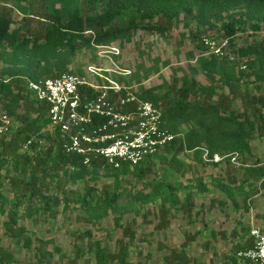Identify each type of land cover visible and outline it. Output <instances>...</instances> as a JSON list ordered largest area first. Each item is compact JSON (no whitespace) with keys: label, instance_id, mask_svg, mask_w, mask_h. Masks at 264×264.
Instances as JSON below:
<instances>
[{"label":"trees","instance_id":"16d2710c","mask_svg":"<svg viewBox=\"0 0 264 264\" xmlns=\"http://www.w3.org/2000/svg\"><path fill=\"white\" fill-rule=\"evenodd\" d=\"M240 7L261 9L264 8V0H0V60L10 62L9 67L0 72V107L18 123L9 139L0 136V214L8 217L4 224L6 232L29 247L26 230L17 222L21 201L27 196L39 197L45 209L54 216L56 212L52 203L57 202V198L43 194V190L56 179L57 173L63 171L64 180L74 184L88 172L94 174L102 168L101 161L94 159L88 167L79 156L64 152L59 131L48 130L47 104L32 96L27 88L29 80L38 81L42 76L52 78L69 71L66 66L77 51L92 49L94 45H108L116 39H129L134 30L165 35L173 22L182 21L184 27H188L190 21L205 22ZM14 10L22 14L24 22L12 28ZM33 19L41 24L39 29L29 26V20ZM241 25V20L231 16L221 26L223 36L229 39L228 52L232 58L229 55L203 54L194 57L196 67L209 83L201 84L183 74L180 86L174 78L164 90L159 87L136 90L140 99L152 102L161 110L164 128L176 137L159 153L134 166L133 170L147 173L155 159L173 164L184 152H190L193 158L202 161V148L208 150L209 156L238 152L243 160L244 155H251V138L256 132L264 134V41H252L236 47L234 37L242 30ZM253 30H258V26L254 25ZM204 32L197 30L193 33V38L197 39L196 49L200 52L204 50L200 41ZM244 58L245 61L241 62ZM17 63H24L28 68L21 70ZM241 65L245 68L240 69ZM236 68H239V74H236ZM246 68L248 72H245ZM73 72L82 74L80 69ZM136 76L133 73L129 77L135 79ZM245 77H252V80L245 84V89H241V81ZM116 79L126 80L125 76ZM235 99L241 100V111L234 109ZM27 141L30 143L24 148ZM27 148L29 150H23ZM7 166L15 175L9 174ZM103 169L114 172L117 177L131 168L123 165L117 170L107 166ZM3 180H8L15 196L8 209ZM259 180L264 186V165L259 160L242 166L240 184ZM221 183L218 180L216 185L227 189ZM148 186L151 187V201L159 199L158 217L163 216L155 225L157 229L169 225L165 218L170 214L169 207L187 215L191 213L193 205L189 193L184 196V201L178 199L176 191L182 188L181 184L173 186L159 179L148 181ZM196 188L200 193L208 191L201 179ZM89 191L91 193V188L80 197V201L93 211L90 217L99 220L113 208L119 194L114 192L100 199L98 206ZM250 244H237L236 249ZM120 248L116 254L99 251L96 255L101 260L106 256V262L101 264H114L110 262L116 258L115 264H123L127 247ZM185 248L184 245L180 251L171 250L169 264H194L185 255ZM51 255L48 251L41 252L40 258L29 264H42V259ZM14 263L13 255L0 246V264ZM216 264L240 262L231 256Z\"/></svg>","mask_w":264,"mask_h":264},{"label":"rangeland","instance_id":"374dc122","mask_svg":"<svg viewBox=\"0 0 264 264\" xmlns=\"http://www.w3.org/2000/svg\"><path fill=\"white\" fill-rule=\"evenodd\" d=\"M231 16L242 21V30L234 37L236 47L252 41H264V8L240 7L222 12L219 18L211 17L205 22L190 21L188 27H184L182 21L173 22L165 35L137 29L132 31L129 39H116L108 45H94L92 49L83 48L74 54L66 70L73 72L80 69L81 75L87 76L86 68L92 64L101 68L102 74L120 79L123 76L113 71L117 68L101 56L107 53L102 52L105 46H115L120 55L113 58V62L118 68L128 69L131 74L137 75L135 79H130V74L125 76L126 80L119 81L132 90L154 87L164 90L174 78L180 86L183 74L207 84L208 79L196 67L194 60L203 52L196 49L197 39L193 38V33L205 30L204 35L224 37L221 26ZM12 17V28L24 22L17 10L13 11ZM28 24L38 29L41 25L34 19ZM254 25L258 26V30H253ZM9 65L10 62L1 59L0 72ZM17 65L21 70L28 68L26 64L24 67V63ZM238 70L236 68V74ZM245 72H248L247 68ZM44 78L49 77H41ZM251 80L252 77L242 79L241 89H245V84ZM217 86L219 89V83ZM223 92L226 93L225 90ZM233 107L241 111V100L235 99ZM8 118V128L3 135L6 140L18 125L15 119L9 115ZM250 147L251 155H244L239 162L251 165L257 159L264 165V134L256 132ZM153 162L149 172L144 174L138 169H130L115 177L114 172L101 169L94 174L88 172L79 183L74 184L64 180L63 171L58 172L56 179L43 190V194L57 198V202L52 203L56 214L50 215L39 197H25L17 210V222L18 226L25 228L30 246L26 247L23 241L17 242L6 232V214H0V246L13 255L14 264L35 263L44 251L52 255L44 257L42 264H101L107 258L105 255L103 260L98 258L96 254L99 251L116 254L122 250L121 246L127 247L123 264H169L170 251H180L184 245L185 255L194 264H216L235 256L237 244L242 246L252 242L249 235L252 227L264 229V186L260 180L240 184L242 166L231 164L227 159L213 165L193 158L190 152L181 153L173 164L156 159ZM6 168L10 175H15L9 166ZM159 179L173 186L181 184L182 188L176 191L178 199L184 201V196L189 193L193 205L189 215L169 207L170 214L165 217L169 225L163 229L155 227L163 216L158 217L159 199L151 201V187L148 186V181ZM200 179L208 191L197 192L196 184ZM218 180L227 189L217 186ZM3 183L8 209L15 196L8 180H3ZM88 188H91L89 193L98 206L100 199L114 192L119 194L113 208L99 220L91 218L93 211L80 201ZM117 259L110 263L115 264Z\"/></svg>","mask_w":264,"mask_h":264},{"label":"built area","instance_id":"2783aa9c","mask_svg":"<svg viewBox=\"0 0 264 264\" xmlns=\"http://www.w3.org/2000/svg\"><path fill=\"white\" fill-rule=\"evenodd\" d=\"M200 41L204 47L203 55H229L232 58L227 37L203 35ZM104 49L102 52L107 53L101 56L117 68L114 73L120 76L131 74L130 70L120 69L113 62V58L120 55L117 47L105 46ZM86 69L87 76L69 70L52 78L27 83L32 96L47 104L48 130L59 131L66 154L79 156L88 167L95 159L102 162L101 169L107 166L117 170L123 165L132 169L175 139L176 134L164 128L161 113L152 102L140 99L136 90L102 74L101 68L91 64ZM8 122V115L1 112L0 136L5 134ZM29 143L27 141L24 148ZM201 151L204 162L218 164L227 159L231 164L247 166L239 162L238 152L209 156L207 149ZM249 235L251 244L239 249L235 258L238 262L264 264L263 227H252Z\"/></svg>","mask_w":264,"mask_h":264},{"label":"crops","instance_id":"0c3cea01","mask_svg":"<svg viewBox=\"0 0 264 264\" xmlns=\"http://www.w3.org/2000/svg\"><path fill=\"white\" fill-rule=\"evenodd\" d=\"M234 235H235V233H234ZM244 246V245H243Z\"/></svg>","mask_w":264,"mask_h":264}]
</instances>
